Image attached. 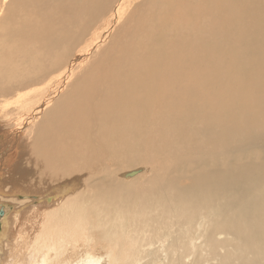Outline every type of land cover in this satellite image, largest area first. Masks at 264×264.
Returning a JSON list of instances; mask_svg holds the SVG:
<instances>
[{
	"label": "bare ground",
	"instance_id": "6f19581e",
	"mask_svg": "<svg viewBox=\"0 0 264 264\" xmlns=\"http://www.w3.org/2000/svg\"><path fill=\"white\" fill-rule=\"evenodd\" d=\"M58 71L0 123V264H264V0H0L2 105Z\"/></svg>",
	"mask_w": 264,
	"mask_h": 264
},
{
	"label": "rangeland",
	"instance_id": "374dc122",
	"mask_svg": "<svg viewBox=\"0 0 264 264\" xmlns=\"http://www.w3.org/2000/svg\"><path fill=\"white\" fill-rule=\"evenodd\" d=\"M140 1V0H139ZM138 1H136V3H137ZM128 17V13H125L124 15H122L121 16V19H120V22H123V21H125L126 20V18ZM85 39V38H84ZM72 46H70L66 51H65V53H63L62 54V56H61V58H64V59H67L68 57V60H71V61H82L81 60V57H79V55L77 56V57H75V56H73V55H70V48H71ZM94 50H92L90 53H89V58H90V56H91V54H92V52H93ZM73 59V60H72ZM70 61V62H71ZM63 64V63H62ZM63 67L64 66H61L60 67V69L59 70H63ZM82 69V65L78 62H76V63H71V64H69L68 65V70H67V72H68V74H69V76L70 75H76V73H78L80 70ZM75 70H77L75 73H74V71ZM59 71L56 73V75H54L53 77H52V79L50 80V81H48V83H45V84H42V85H39V86H36V87H33V88H31L29 91H27V93H28V96H29V98H31L32 100L24 107V108H21V107H19V108H17V109H15V103H13V99L15 98V96L17 95H14L13 96V98H12V103L11 104H8V103H5L4 105H2V102H0V113H3V114H0L1 116H0V123H2V121H5V120H8V119H10L9 118V116H12V117H14L16 114H17V112H19V111H21V110H24V112H28L27 110L29 109V108H31V107H33V105L35 104H37V103H39L42 99H43V94H45V93H50L49 95L48 94H46L45 95V97H44V101H45V103H46V105L48 104V103H50L54 98H51L52 100L51 101H49V99H50V96H51V92H52V90L54 89V87L55 86H57L59 83V79H57V77L59 76ZM34 88H36V90H34ZM42 88H44L43 90H41ZM41 90V91H40ZM24 92H22V91H20V92H17L19 95L20 94H23V93H25V90H23ZM40 91V93H39V95L36 97V95H37V93ZM34 97H36V98H34ZM23 101H24V99H22ZM7 105V106H6ZM34 105V108H36L37 106H35ZM45 105V106H46ZM7 107V108H6ZM10 107V108H9ZM34 108H32V109H34ZM9 109V110H8ZM2 110H3V112H2ZM24 112H20V113H18V114H24ZM40 114V113H39ZM19 116V115H18ZM41 116V115H40ZM39 116V117H40ZM43 117V116H42ZM42 117H41V120H42ZM16 118H18V117H16ZM41 120L39 121V119H37L36 121L37 122H41ZM17 121V120H16ZM18 122V121H17ZM36 122V123H37ZM34 124V125H38V124ZM6 125V124H5ZM9 127V126H8ZM7 129V128H6ZM20 134L18 133V137L16 136L15 138H17V139H15V142H16V140H18L19 141V143H21V142H24V148H23V153L21 154V150L20 149H17L16 151H20V155L18 156V157H16L17 159H16V161L17 162H20L21 161V159H22V157L26 154V150L29 148V147H31V145L33 144V142L30 140V141H27L26 140V138H25V140H23V139H21L20 138V136H19ZM32 137H33V135H32ZM12 141V140H11ZM17 141V142H18ZM16 142V143H17ZM27 145H29V146H27ZM17 146V145H16ZM15 151V150H14ZM25 153V154H24ZM5 154L6 153H1V155H0V164L2 163V160H3V158H4V156H5ZM24 154V155H23ZM23 155V156H22ZM26 156H27V154H26ZM28 156H29V154H28ZM5 158H7L6 156H5ZM4 161V160H3ZM16 164V162H14V161H12V163H11V165H9V166H11L12 168H11V170L13 171V169H14V165ZM8 167H3V165L1 164V169H0V171H2L1 173L3 174L2 175V178L4 179V177H8L7 175V169ZM144 169V170H143ZM135 170H140L141 171V175H145V171L146 172H148L147 170H148V167H146V170H145V166H143V165H140V166H133L132 168H129V169H125V170H122V171H119V176H121L122 177V175L123 174H127V173H130V172H133V171H135ZM140 175V176H141ZM121 179V178H120ZM124 179H130V180H132L133 179V177L132 178H124ZM134 179H135V177H134ZM7 185V187L9 186L8 185V183L6 184ZM90 185H92V183L90 184ZM83 189L81 188V190H80V192L82 191ZM3 191L5 192V191H8V189H4L3 188ZM78 192H79V189H78V191L74 194V196H76L77 194H78ZM19 196V195H18ZM0 197H3V196H0ZM20 198H17L18 200H20V199H25L26 197H30V195L29 194H22V195H20L19 196ZM2 199V198H1ZM6 199H8V198H6ZM28 200V201H27ZM33 200H38V199H35V198H33V196H32V199H30V198H26V202H27V204L26 205H22V207L23 206H29V207H25L23 210H22V212H21V214H20V219H22V216L23 215H27V214H31L32 213V215H33V208H34V206L33 205H30L29 203V201H33ZM2 201H5L6 203H8V205H9V208H7L10 212H12L15 208H19L20 207V205L18 204V202L15 204L14 203V201H13V199H11V200H9V201H7V200H2ZM12 201V202H11ZM29 202V203H28ZM48 205H46L45 204V208L46 209H50V211H48V214L49 213H52L53 211H56L55 209H53V206H54V204H53V202H49V203H47ZM53 204V205H52ZM42 205V204H41ZM40 206V205H39ZM31 208V209H30ZM42 208H43V206L41 207V208H38L39 210H41L42 211ZM62 208H60L59 210H61ZM32 210V211H31ZM25 211V212H24ZM31 211V212H30ZM40 211V212H41ZM36 216V213L34 214V217ZM40 218H41V216H40ZM39 218V219H40ZM0 219H1V217H0ZM9 220V219H8ZM7 220V221H8ZM41 220V219H40ZM35 221L34 223H32L31 221L29 222V223H27V224H29V225H26L25 227H27L29 230L31 229V231H32V228H36L35 229V231H33V232H31L30 234H33L34 232H36V231H39V227L40 226H42V221ZM46 221H45V223H46V226H48V224L50 225V224H52V222L50 221V218H47V219H45ZM89 224L87 223L86 225H87V230H89V228L90 227H92L91 225V218L89 217ZM1 222V221H0ZM92 222L94 223V224H97V223H101V221L100 220H96V223H95V219H93L92 220ZM19 223V224H18ZM41 223V224H40ZM37 224V225H36ZM85 225V226H86ZM2 226V223H0V227ZM12 226V225H11ZM11 226H9V227H7V229H9V231H10V229H11ZM22 226V224H21V221L19 220V222H17V228L19 229L20 228V230L21 229H23V228H25V227H21ZM30 232V231H29ZM95 233V234H94ZM92 234H94L97 238L96 239H98V238H103L102 237V235H101V231H95V230H93L92 231ZM10 236V235H9ZM32 236V235H31ZM116 242H119V240H117ZM3 243V242H2ZM4 244V243H3ZM160 261H164V259L163 258H161L160 257ZM142 263H144V261H142ZM142 263H140V264H142Z\"/></svg>",
	"mask_w": 264,
	"mask_h": 264
},
{
	"label": "water",
	"instance_id": "95a60500",
	"mask_svg": "<svg viewBox=\"0 0 264 264\" xmlns=\"http://www.w3.org/2000/svg\"><path fill=\"white\" fill-rule=\"evenodd\" d=\"M134 173H131L130 175L132 176ZM3 216V211L0 209V217Z\"/></svg>",
	"mask_w": 264,
	"mask_h": 264
}]
</instances>
